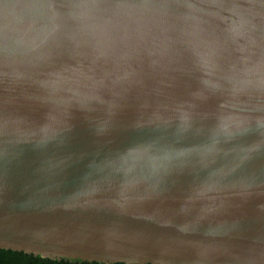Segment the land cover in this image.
<instances>
[{
	"label": "water",
	"instance_id": "95a60500",
	"mask_svg": "<svg viewBox=\"0 0 264 264\" xmlns=\"http://www.w3.org/2000/svg\"><path fill=\"white\" fill-rule=\"evenodd\" d=\"M0 249L264 264V0H0Z\"/></svg>",
	"mask_w": 264,
	"mask_h": 264
},
{
	"label": "trees",
	"instance_id": "16d2710c",
	"mask_svg": "<svg viewBox=\"0 0 264 264\" xmlns=\"http://www.w3.org/2000/svg\"><path fill=\"white\" fill-rule=\"evenodd\" d=\"M0 264H100L97 262H70L68 260H51L33 256L24 252L0 249ZM124 264V263H115Z\"/></svg>",
	"mask_w": 264,
	"mask_h": 264
}]
</instances>
